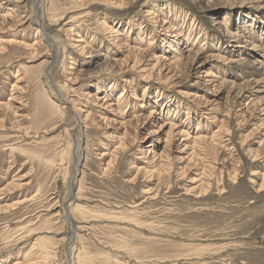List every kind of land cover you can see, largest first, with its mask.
Instances as JSON below:
<instances>
[{"label": "rangeland", "instance_id": "rangeland-1", "mask_svg": "<svg viewBox=\"0 0 264 264\" xmlns=\"http://www.w3.org/2000/svg\"><path fill=\"white\" fill-rule=\"evenodd\" d=\"M15 263L264 264V0H0Z\"/></svg>", "mask_w": 264, "mask_h": 264}, {"label": "bare ground", "instance_id": "bare-ground-1", "mask_svg": "<svg viewBox=\"0 0 264 264\" xmlns=\"http://www.w3.org/2000/svg\"><path fill=\"white\" fill-rule=\"evenodd\" d=\"M10 15V14H9ZM42 21V20H41ZM42 31H43V34L45 35L46 34V29H45V27L43 26V21H42ZM40 28V27H39ZM39 31V30H38ZM169 31V30H168ZM48 35V34H47ZM46 39V38H45ZM49 40H51V38L49 37L48 38ZM53 41V40H52ZM56 46V45H55ZM161 59L163 58V60H166V61H172L171 59L170 60H167L168 58L166 57L165 58V56H161L160 57ZM53 69V68H52ZM52 71V70H51ZM51 71H48L49 73L47 74V75H50L51 74ZM53 72V71H52ZM52 75V74H51ZM48 77V76H47ZM259 82V81H258ZM257 84V83H256ZM258 86V85H257ZM258 88V87H257ZM13 100H14V98H12ZM11 99V100H12ZM20 99V98H19ZM11 103V102H10ZM150 117V119H151V121H152V123H157V121H160V122H165V119L163 118V117H159V119H157V117L154 115V116H149ZM146 120V119H145ZM147 121V120H146ZM150 121V120H149ZM80 126H82V125H80ZM82 128V127H81ZM167 128H168V138L172 135V134H174L173 132L174 131H177L176 132V135L179 137V136H182L183 135V137H186L187 136V134L186 133H184V131L183 130H180V131H178V129H180V128H178L177 127V125L175 126L174 124H172V123H166V124H163V125H161L160 127H159V137H158V140L160 141L161 140V137H162V135L165 133V131L167 130ZM157 135V134H156ZM167 135V134H166ZM173 136V135H172ZM174 137V136H173ZM157 138V137H156ZM203 138H202V136H197L196 138H194V144H196L197 142H199V140H202ZM171 140V139H170ZM158 141V142H159ZM172 141V140H171ZM183 145V144H182ZM148 147H152V145H149ZM184 147H185V145H184ZM181 153V152H180ZM78 158V160H77V165H78V162H79V156L77 157ZM77 165H76V167L75 168H77ZM76 170V169H75ZM16 264V263H15Z\"/></svg>", "mask_w": 264, "mask_h": 264}]
</instances>
